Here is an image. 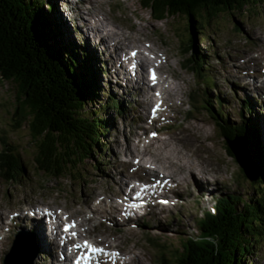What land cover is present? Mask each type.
<instances>
[{
	"label": "rangeland",
	"instance_id": "1",
	"mask_svg": "<svg viewBox=\"0 0 264 264\" xmlns=\"http://www.w3.org/2000/svg\"><path fill=\"white\" fill-rule=\"evenodd\" d=\"M77 1H81L80 7L83 8L79 10L83 19L81 18L78 23L81 25L87 23L88 30L93 32L94 37L99 33L100 40H103V35L106 33L104 27H106L108 30H115L121 37V42L128 41L132 46L135 45L134 42H140L142 45L139 46L150 45L152 49H158L160 53L164 52L167 59L161 70L168 72L171 77L173 75V80L167 81L168 84L164 86H173L176 100L179 98L182 100L181 107L174 112L171 126L163 130L159 136L162 139L152 140L143 148L152 136L146 135L137 143L140 131L129 128L128 124L145 115L146 105L133 103L130 109L131 115L128 112L126 114V122L117 116H111L112 111H105L102 107L106 98L110 97V94L120 100L129 98L130 95L126 94L129 91L113 86L108 75H99L98 92L95 98H92L88 110L96 112L99 118L104 117L105 120L111 118L112 121L106 135L100 137L99 150L103 157L100 161L96 157L93 161H86L84 165H80L79 175L53 179L35 171L30 159L31 146H28L26 127L23 126L20 130L13 128L12 115L15 104L9 86L0 80V156L5 155V152L1 153L5 151V146H12L17 148L21 160L26 164L23 165L21 177L15 181L9 182V178L0 173V223L4 226L8 214L20 213L25 206L32 203L55 205L67 211H77L83 214L85 220V216L89 217L92 206L111 211L105 206L109 201H114L111 197L119 196L120 189L123 190V183L143 175L140 170L133 173L132 159L146 158L143 164H150L158 172L167 176L174 175L178 178V182H183L181 184L184 189L178 190L179 194H175L172 199L169 195L171 199L169 209L152 210L144 219L133 224L137 226L112 224L102 213L95 214L91 222L94 227L99 226V229L95 230L96 233L102 235L101 231L107 232V241L113 247L125 253L130 252L132 264H159L160 256L166 258L170 253L169 250L178 248L179 239L195 237L194 218L200 219L203 213L210 211V206L213 202L216 203L218 198V190H226L225 187L234 189L238 184L237 174L240 165L238 166L228 156L224 148L226 142L221 138L205 108L209 106L216 112L222 113L228 120L237 121L234 114L239 112L243 100L251 103L252 117L247 120L255 119L253 124L259 134L264 158V113L262 112L264 81L253 86L254 80L258 83L259 80L264 79V0L250 13L245 10L232 18L226 15L219 16L215 27L209 31L205 30L206 37L200 45L203 48L201 52L205 57V61L203 60L205 65L202 67L203 76L199 78L182 68V45L186 37L183 33L182 18L155 22L149 11L143 10L139 5L141 0H95L94 6H90L91 0H55V3H64L67 10L77 8L75 4ZM55 3L53 2L54 12L50 13L49 20L54 24H60L62 41L59 40L58 47L67 49L68 54L72 53L73 48L82 56L85 53L84 49L88 48V44H85L89 41L86 32L76 27L74 22L72 29V24L68 20L62 21L61 18L65 15L61 11L60 4ZM92 35L90 34L91 37ZM114 39L118 38L114 37ZM92 41L89 42L97 50L94 56L100 61V52ZM102 47L106 50L103 45ZM123 50L128 49L123 47ZM253 56L260 59H253ZM76 59L80 61V58L76 57ZM103 59L104 63L108 59L111 64L107 53ZM97 67L100 68L99 64ZM107 68L111 71L108 64ZM209 76L213 77L214 87L206 88L204 80ZM133 100H139L137 95H133ZM225 103H228L230 108ZM144 126L148 127V122L144 123ZM157 127L159 124L155 125V128ZM147 130L149 132V129ZM187 130H193L194 141L186 143L187 146L182 144L179 148L186 154L190 151L189 156L192 159L195 155L196 164L201 162V165H206L211 171L208 170V173L221 177V181L218 180L219 177L214 178L207 173L201 175L198 171L194 173L183 171L181 167L186 165V161L182 160L181 154H174L177 153L174 147L180 143L172 145L171 139L173 136H179L181 140L182 131ZM158 140L160 143H157ZM247 145L249 144L245 141V145L239 144L236 151L232 150L240 164L242 161L238 157L241 151L246 150L248 153ZM252 156H254L253 152ZM121 161L126 162L121 163ZM241 166L243 167L242 164ZM262 167L264 169V163L263 166L260 163V169ZM255 168L258 170L257 163ZM252 177L256 179L257 175ZM205 183L208 188L202 191L201 188ZM200 195L202 198H199L197 207L193 206V198L196 200ZM97 201H100L98 206ZM109 205L111 209L116 206L112 202H109ZM20 225L11 229H7V226L1 228L0 264L11 249V244L14 242L13 235L22 232V229L27 230L22 224ZM16 252L17 249L13 254ZM39 252L40 250H36L31 254L27 253V258L24 259L16 254L9 264H30V262L54 264L53 255L41 258L38 256ZM249 259L246 264H264V248L257 246Z\"/></svg>",
	"mask_w": 264,
	"mask_h": 264
},
{
	"label": "trees",
	"instance_id": "2",
	"mask_svg": "<svg viewBox=\"0 0 264 264\" xmlns=\"http://www.w3.org/2000/svg\"><path fill=\"white\" fill-rule=\"evenodd\" d=\"M262 1L141 0L139 5L155 22L182 18L186 36L182 68L199 78L205 65L200 47L205 30L215 27L219 16L250 13ZM51 12L53 0H0V80L9 86L15 104L13 128L26 127L35 171L60 179L79 175L78 168L86 161L102 159L100 137L112 121L88 110L98 92V71L92 68L87 52L81 56L72 48L68 54L58 47L61 28L49 20ZM204 82L206 88L212 87L208 78ZM108 99L102 106L105 111L118 114L123 110L121 103ZM205 109L226 142L228 156L240 165L238 184L218 190L216 212L194 218L195 237L179 239L178 248L169 250L166 258L160 256L159 264H246L257 246L264 248V169H260L264 158L257 128L252 119L247 120L246 106L241 107L237 121L209 106ZM245 141L248 153L241 151L238 159L249 166L247 171L231 147L240 142L245 145ZM3 152L0 173L12 180L20 178L26 164L17 148L7 145ZM255 163L257 172L252 169Z\"/></svg>",
	"mask_w": 264,
	"mask_h": 264
},
{
	"label": "bare ground",
	"instance_id": "3",
	"mask_svg": "<svg viewBox=\"0 0 264 264\" xmlns=\"http://www.w3.org/2000/svg\"><path fill=\"white\" fill-rule=\"evenodd\" d=\"M89 1V0H88ZM87 1V2H88ZM79 2V1H78ZM95 2V0H91V3H90V6H94L93 5V3ZM80 4H79V6L75 9V11H71V10H69V9H67V10H69L71 13H72V15L77 19V17L79 16L78 14H79V10H82L83 8L82 7H80L81 5H82V3H81V1L79 2ZM90 12V11H89ZM83 23V22H82ZM84 25H87V23L85 24V23H83ZM83 26V25H82ZM104 29H105V31H106V37L105 38H108L109 40H112L111 42L112 43H114L115 42V39H114V37H116V38H118V39H116L117 40V44L119 45V41L118 40H120V38H119V34L117 33V32H115V31H111V30H108V29H106V27H104ZM97 30V29H96ZM95 30V31H96ZM101 30V29H100ZM103 32V31H102ZM104 35H103V40H100V34L99 33H96V39L97 40H100V43H101V46L103 45L105 48H106V51L108 50V45H107V43H106V39L104 38ZM123 42V41H122ZM127 51V50H126ZM151 52H152V55L154 56V58H157V56H158V59H159V57L160 58H162V60L164 61V62H166V56H164V55H162L161 53H160V51L158 50V49H152L151 48ZM253 59H256V60H258V59H260V58H254V56H253ZM161 62V61H160ZM165 65H166V63H165ZM159 66H161V63L159 64ZM162 71V70H161ZM166 73H168V72H166ZM172 77H173V75H172ZM170 85V84H169ZM149 93H150V91H147V93H146V100L147 101H149V99H150V96H149ZM193 106H194V104H193ZM175 134V133H174ZM182 134H183V137H182V139L181 140H179V136H173L172 137V145L173 144H178V143H180L178 146H176V147H174V149H176V152L177 153H174L175 155H177V154H181V157L183 158H180V159H182V160H185L186 161V165H183L181 168L183 169V171H188V172H191V173H194V172H200V174L201 175H203L204 173H207V174H209V175H212V174H210V173H208V168H207V166L206 165H201V162L200 163H198V164H196L195 163V160H194V157H195V155H193V157H192V159H191V157L189 156L190 155V151H187V154L186 153H183V151H181V149L179 148V146L181 145L182 146V144L183 145H185L186 143H190V142H192V141H194V139H193V136H194V132H193V130L192 131H189V130H187V131H182ZM197 136V135H196ZM200 136V135H199ZM156 140H157V138H155ZM154 139V140H155ZM201 142H203L202 140H201ZM157 143H160V141L158 140L157 141ZM202 144V143H201ZM237 144V143H236ZM236 144H231V147H232V149L234 150V151H236V147H237V145ZM240 144H241V142H240ZM170 145V144H169ZM185 146H187V145H185ZM169 148V147H168ZM172 148V147H171ZM171 150V149H170ZM186 152V151H185ZM244 152V151H243ZM192 153V152H191ZM174 154H173V156H174ZM250 157V156H249ZM180 161V160H179ZM251 163V162H250ZM173 164V163H172ZM154 165V164H153ZM248 168L249 166H246V165H243V168L246 170V168ZM252 169H253V171H256L257 169L255 168V164H252ZM210 171V170H209ZM247 171V170H246ZM202 172V173H201ZM246 173H248V172H246ZM248 175H249V173H248ZM212 177H214V178H217V177H219V176H217V175H212ZM163 179H164V177H162ZM167 180H169V181H167L166 182V187H167V190L169 189V184H170V179H167ZM218 180H222V178L221 177H219L218 178ZM178 181V180H177ZM179 183L181 184V183H183V182H181V181H179ZM122 193V189H120V194ZM175 194H171L170 196H171V199L173 198V196H174ZM165 199L166 200H170V198H169V196H165ZM170 203V202H169ZM116 206H113V208L112 209H114ZM169 209V208H168ZM2 218V217H1ZM1 228V227H0ZM57 231H58V229L57 228H55L54 229V232L57 234ZM37 235H39L41 238H43V236H44V238H45V235H42V234H39V233H37ZM27 242L24 240L23 241V244H26ZM52 247H54V241H49V240H47L46 239V241H44L43 242V244H42V248L43 249H47V250H50Z\"/></svg>",
	"mask_w": 264,
	"mask_h": 264
},
{
	"label": "water",
	"instance_id": "4",
	"mask_svg": "<svg viewBox=\"0 0 264 264\" xmlns=\"http://www.w3.org/2000/svg\"><path fill=\"white\" fill-rule=\"evenodd\" d=\"M16 245V244H15ZM15 245H14V248H13V250H12V254H10V255H6L5 256V259H4V261H3V264H9V262L12 260V258H14V256L16 255V254H19V253H16V254H13V252L15 251ZM19 256L20 257H22L21 256V254H19Z\"/></svg>",
	"mask_w": 264,
	"mask_h": 264
},
{
	"label": "snow or ice",
	"instance_id": "5",
	"mask_svg": "<svg viewBox=\"0 0 264 264\" xmlns=\"http://www.w3.org/2000/svg\"><path fill=\"white\" fill-rule=\"evenodd\" d=\"M133 55H135V53H133ZM153 80H155V74L153 73ZM155 111V110H154ZM145 187H147V186H145ZM137 195H139V193L137 194ZM161 203H167V201H161ZM66 231H67V228L65 229ZM73 235H75V233H73ZM85 244L87 245V242H85ZM77 247H79V245H77ZM94 252H98V251H101V249H92Z\"/></svg>",
	"mask_w": 264,
	"mask_h": 264
}]
</instances>
